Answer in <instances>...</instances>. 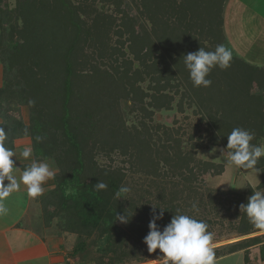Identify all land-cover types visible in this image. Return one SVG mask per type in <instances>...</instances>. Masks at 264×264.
Wrapping results in <instances>:
<instances>
[{
    "label": "trees",
    "instance_id": "trees-1",
    "mask_svg": "<svg viewBox=\"0 0 264 264\" xmlns=\"http://www.w3.org/2000/svg\"><path fill=\"white\" fill-rule=\"evenodd\" d=\"M76 1L89 2L90 11H83ZM6 2L0 0V63L13 76L0 89V115L26 106L30 117L25 132L35 161L52 158L59 168L55 198L44 203L43 210L55 208V213L44 211L47 220L58 216L65 232L101 240L105 247H99L103 253L99 264H126L124 259L135 256L137 246L160 252L176 235L190 250L191 236L214 224L208 215L215 198L221 204L225 201L220 191L211 192L206 198L213 207L207 211L202 193L196 184L191 186L216 165L197 162L191 152H183L169 129L149 144L151 133L156 135L161 127H150L154 128L150 132L142 122V129L130 138L118 110L121 100L134 98L142 104L146 97L153 109H169L173 97L164 93L182 89L207 126L210 144L225 148L243 171L261 170L256 190L248 187L249 192L239 196L241 210L234 228L239 236L264 229V194L256 193L264 190V158L259 151L264 140V68L224 51L225 0H30L19 10L21 26L11 29L4 26ZM97 3L101 8L95 7ZM104 6L114 7L118 15L109 14ZM112 35L118 39L116 46L109 42ZM4 38L14 44L8 55ZM144 78L150 81L151 94L136 86ZM141 111L146 116L143 107ZM6 118L0 124V158L11 162L13 137L2 132L9 134L12 125L23 124ZM135 136L133 144H142L146 157L139 153L130 161H143L155 175L189 184L185 202L195 197L189 206L180 205L172 191L167 201L156 194L161 205H138L137 196L127 198L122 172L101 171L89 163L88 153L105 140L112 139L108 151L113 152L127 147ZM160 148L167 154L158 161L168 167L164 172L157 169ZM122 221L127 229L119 226ZM256 244L259 260L264 261V237L263 241L254 237L219 247L226 248L224 253L214 249L204 263ZM84 251L81 240L74 253Z\"/></svg>",
    "mask_w": 264,
    "mask_h": 264
},
{
    "label": "rangeland",
    "instance_id": "rangeland-1",
    "mask_svg": "<svg viewBox=\"0 0 264 264\" xmlns=\"http://www.w3.org/2000/svg\"><path fill=\"white\" fill-rule=\"evenodd\" d=\"M127 1L130 2L132 0ZM28 2H30V0H7L6 3L8 9L3 16L5 27L11 29V27L18 28L21 26L19 10L22 6L26 7ZM124 2L125 1H123V4ZM73 3L83 11L85 10V12L90 11L88 7L86 8V5H89V2L76 1ZM101 6L102 5L100 3L95 5L98 9L101 8ZM104 8L107 12H109V14H112L115 17L118 15L115 13L114 7H112V9L111 6H104ZM6 33L8 32L6 31ZM117 40V37L112 35L109 42L112 43V46H116L115 43ZM13 42L16 43L15 40ZM203 43L208 45V41ZM12 45L14 46V44L8 42L6 39L3 41V49H6L4 53L5 55H8L9 51L11 52ZM231 46V43L226 45L224 42V51L227 53H230L231 51L233 52ZM236 47L237 46L234 48L237 49ZM122 49L125 51L126 57L132 60V56L128 53V50L125 48ZM134 67L138 68L137 63H134ZM6 68L7 65L3 67L0 63V89L5 87L6 84H8L9 79H12L13 76V74L9 73ZM149 85V79L144 78V80L136 86H138L144 93L151 94V90L148 87ZM182 91V89H179L178 93H176L175 90H171V92L166 91L164 93L173 97L169 109H153L148 104L149 97H146L142 104L136 102L134 98H132V100H121L119 102L118 110L126 133H128L130 138H132L131 136H134L137 131L142 129V122H145L147 128L150 129V132L154 129L150 127H161L156 132V135L155 132L151 133L154 137H152L149 144L157 141V135L162 137L164 129H169L173 139L176 138L179 142H181L180 145L183 152H191L197 162H207L209 164L216 165V168L211 169V171L201 175V177L199 176L198 180L194 184H191L193 187L196 184L198 191L202 193L203 201L208 208H206L207 211L213 206L215 207L213 210H210V214L208 215L210 219L214 220V224L209 227V230H202L191 236L192 240L190 242L192 243V246H189V248H192L190 250H186L185 246H187V244H185L184 238L176 235L172 241L163 245L165 249L160 252H156L158 250L152 252L146 246H137L135 256L131 255L128 259H124L126 264H136L138 263V260H142L144 262L142 264H193L194 261L198 262L203 260L202 264H204L206 259L213 256L212 251H215L214 249H221L219 247H227V245L235 243L237 240L241 241L254 237H259L261 241H263L264 229L247 236H239V233L234 228V224L238 220V213L241 210L238 208L241 203L239 201V196H241L240 198L242 199L243 194L249 192V188L256 190V187L262 179L261 170L253 169L243 171L239 165L235 163L225 148L211 145L206 131L207 126L200 120V115L196 113V108L189 104V99L183 96L184 91ZM140 105L145 109L146 116L141 111ZM148 113H151L150 117H147ZM6 116H8V119L12 117L13 123H15L14 121L20 120L23 126H25L24 129L23 126L19 127L14 124L11 126V130L9 128V134L5 131L2 133L13 137L11 150L13 160L11 162L17 161L18 166L22 168L27 181L31 185L30 188L32 189V198H34L38 207L39 220L37 223H32L30 227L31 230L36 232L38 236L47 240L48 246L52 249V251L56 252L52 254L55 262H62L63 264H99V257L103 254L102 252H99V247L100 249L105 247L101 240H97L95 243L93 242L95 237L83 239L76 234L65 232L58 225L61 223V218L58 216L55 217V215H52L51 218L47 220V216L53 213L55 208L53 205H49L45 210H43L44 206H46L44 203H48L47 199L51 201L52 198H55V181L56 177H59L60 172L54 159L50 158L41 162H37L34 159L30 135L25 132L29 126V109H27L26 106L18 105V108H16L13 113L10 112L6 115L3 113V115H0V124H5V119H7ZM43 137L44 139H47V134H44ZM135 138L136 136L130 140L127 147H124L125 149L123 148L124 150L121 147L116 148L113 152L112 150L108 151V148L112 143V139L105 140L103 144L92 150L91 154L88 153L91 157L88 160L89 163H93V168L95 167L101 171L122 172L126 178L125 185L127 188V198L135 199L137 196L138 205L153 208L156 203L161 201L156 199V194L161 193L164 197L163 200L167 201L171 197H168V191H172L174 192V196L179 201L180 205L183 207L189 206L188 204H190V201L195 199V197H190V201L185 202V194L189 193V184L183 183L177 177H162L159 173H157L158 175H155L153 169H145L143 161L138 160L140 163H138V161H130L134 155L139 153H142L140 155L145 154L144 157H146V153L142 150L143 145L133 144V140ZM259 149L260 154L264 158V140L260 141ZM158 152L159 154H157L156 162L160 161L162 157L167 155L164 152V148H160ZM170 154L171 155L168 153V156L173 157V151ZM173 160L175 159L173 158ZM11 162L7 161L6 163L4 162V164L7 168H9L12 166ZM157 165V169L161 170V172L168 170V167L162 162H158ZM146 170H148V172ZM5 174L7 175V173ZM213 191H220V193L223 194L222 197L225 199L223 204L219 203L218 197H216L212 206L211 201L206 198V195ZM256 193L260 196L264 194V190H261L260 192L256 191ZM220 204L221 207L219 208L218 206H220ZM44 211H47L49 214L44 213ZM125 223L126 222L122 221L119 223V226L122 227V229H127L125 227ZM81 240H84L85 251L82 252L83 254H79L80 252L74 253V248ZM130 242L131 245L129 247L131 249L133 247V240H130ZM259 247L260 244H256L238 252H243L245 257L248 259L251 255V250L253 248L259 249ZM72 252L74 255H72ZM224 252H226V248H222L219 253ZM106 255L110 256L111 254L107 253ZM251 257L252 260L257 259L259 257V252H253ZM44 259L40 261L46 262ZM107 260L108 258L104 261ZM235 262L236 259L232 258L227 260L226 264H234ZM30 264L34 263L32 262ZM36 264H41V262Z\"/></svg>",
    "mask_w": 264,
    "mask_h": 264
},
{
    "label": "crops",
    "instance_id": "crops-1",
    "mask_svg": "<svg viewBox=\"0 0 264 264\" xmlns=\"http://www.w3.org/2000/svg\"><path fill=\"white\" fill-rule=\"evenodd\" d=\"M223 19L224 42L232 44L230 54L264 68V0H225ZM4 162L7 160L0 158V264H42L44 258L43 264H63L54 261L56 252L30 228L39 214L22 168L17 161L9 168ZM253 252L258 253V248L251 255ZM251 255L247 259L238 252L204 264H226L232 258L234 264H264Z\"/></svg>",
    "mask_w": 264,
    "mask_h": 264
},
{
    "label": "water",
    "instance_id": "water-1",
    "mask_svg": "<svg viewBox=\"0 0 264 264\" xmlns=\"http://www.w3.org/2000/svg\"><path fill=\"white\" fill-rule=\"evenodd\" d=\"M255 216H256V210H253V219L255 220Z\"/></svg>",
    "mask_w": 264,
    "mask_h": 264
},
{
    "label": "bare ground",
    "instance_id": "bare-ground-1",
    "mask_svg": "<svg viewBox=\"0 0 264 264\" xmlns=\"http://www.w3.org/2000/svg\"><path fill=\"white\" fill-rule=\"evenodd\" d=\"M238 241V240H237ZM236 242V241H235Z\"/></svg>",
    "mask_w": 264,
    "mask_h": 264
}]
</instances>
